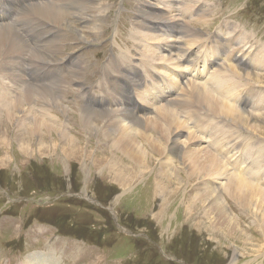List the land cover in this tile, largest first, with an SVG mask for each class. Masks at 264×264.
<instances>
[{"label": "rangeland", "instance_id": "374dc122", "mask_svg": "<svg viewBox=\"0 0 264 264\" xmlns=\"http://www.w3.org/2000/svg\"><path fill=\"white\" fill-rule=\"evenodd\" d=\"M63 1L37 3L62 5L79 31L73 33L51 24V35H43V46L46 45L43 48L47 50L44 52L51 54L55 50V61H58L48 62L39 68L41 79L46 80L35 81L36 77H32L27 66L25 83H21L18 77L13 80L9 77L11 72H16L13 69L22 71L14 64H6L8 73L5 71L3 75L0 74V82L11 89L13 96L10 100H15L18 94L27 90V82L34 87L37 84L47 88L56 85V90H59H55V106L38 95L30 103L31 114L28 113V118L22 119L17 113L15 118L23 122L7 117L8 110H11L9 106L2 107L0 111V264H28L31 258L34 264H38L40 255L50 257L47 259L50 264H264V230L256 222V216L245 210L246 214L232 200L227 201L226 217L231 227L234 223L238 228L237 231L229 232V228L222 224L223 220L220 221L219 216L209 210L211 205L203 198L205 187L208 186L204 184L203 187L199 182L188 181V185L177 195L162 197L155 190V178L158 179L160 173L169 170L167 165L172 163L183 174L186 172L184 167L179 166L177 157L159 159L155 155L154 160L148 162L150 167L144 166L142 159L135 162L134 167L113 149L114 139L108 141L106 138L104 123L99 122L97 129L85 127L82 123V113L86 109L91 108L99 113L106 109L91 104L87 95L90 93L102 97L108 92L107 88H102V84L108 82L107 69L111 62L117 63L122 55H134L139 64L144 56L142 52L147 48L178 45L187 50L193 49L197 57L195 61L198 62H194V67L191 64L186 66L185 63H168L180 76L177 84H182V87H178V94L174 90L172 96L169 91H165L166 100L183 96V89L188 86L189 79L203 85L220 66H238L241 73L264 74L263 67L248 65V59L253 61L264 49V0H170L168 3L161 0H79L78 8H70L68 0ZM182 1L188 3L186 8L194 9V13L199 12V15L183 18L180 12L181 7H184L181 6ZM30 6L20 10L17 23L11 26L22 24V16L36 15L34 12H29L32 15L26 13ZM15 9L17 7L13 11ZM77 12L82 15H76ZM149 13L170 19L173 22L172 33L166 34L164 27V34L150 30L158 37L151 40L148 37L150 32L142 28L146 24L144 16ZM4 16L3 12L2 19ZM200 17L201 21L198 22ZM191 20L197 22L195 26L202 41L187 47L183 35L178 34L181 30L176 32L174 28L176 24L184 26L185 22L190 23ZM46 31L47 28L43 32ZM241 32L244 39L241 37L239 40L238 34ZM34 35L38 38L37 33ZM189 38L186 35L184 40ZM169 40L173 41L167 42ZM213 40L215 44L211 43ZM25 42L32 50L30 54L35 52V44L29 40ZM213 45L217 46L219 54L211 49ZM161 49L158 54L168 57V52ZM4 52H1L2 55ZM206 52L211 53V56H204ZM173 53L179 57L178 52ZM235 55L241 58L245 56L246 60L237 59L236 62L233 58ZM26 56L27 60L31 59L28 63L34 61L32 55ZM22 57L19 56V59L22 60ZM81 68L83 70L78 71ZM163 73L160 75H165ZM155 74L160 77L159 73ZM169 77L171 75H166L168 80ZM241 85L243 92L247 87H253L258 92L255 94L263 97L264 103L263 83L243 80ZM161 89H165V86ZM136 96L140 97L139 90ZM238 99L240 101L241 97ZM136 101L138 107V103L146 104L141 99L136 98ZM150 104V110H154H146L141 115L144 119L156 118L155 107L159 106L156 101ZM252 106L247 107L246 111L256 116L264 114V104L259 105L257 110ZM106 111L114 112L111 108ZM130 111L133 109L130 108ZM38 117H45V121L53 123L54 132L47 134L46 130H36L35 118ZM187 121L191 125L194 122ZM253 124L261 125L258 118L254 119ZM260 128L255 135L232 127V133L226 135L231 137V142L229 139L224 146V161L231 172L236 173L233 168L237 162L235 160H241L242 169H247L251 164L252 159L242 148L246 142L257 148L264 147V125ZM32 131L37 133L34 135ZM184 131V128L178 131L180 136L176 138H179V145H187L190 149L210 146L207 135L201 136L202 141L189 143L188 133ZM133 132L146 133L139 125L134 126ZM152 136L155 137V134L149 133L143 143ZM71 140H76L79 150L69 145ZM143 143L140 145L143 146ZM234 152H238L239 156L235 157ZM243 157H247L246 162L242 160ZM263 168L257 174L262 188ZM208 181L210 186L218 189L226 183L225 178ZM127 182L128 186L125 187ZM222 197L220 202H226V193L223 192Z\"/></svg>", "mask_w": 264, "mask_h": 264}, {"label": "bare ground", "instance_id": "6f19581e", "mask_svg": "<svg viewBox=\"0 0 264 264\" xmlns=\"http://www.w3.org/2000/svg\"><path fill=\"white\" fill-rule=\"evenodd\" d=\"M44 1L45 0H29L28 2H25L23 0L22 2L20 0H0V57L2 58V60L0 61V74L3 75V73L6 71L7 65L9 66L10 64H14L16 67L19 66V70H21L22 68V71L13 69L16 72H11L9 76L12 77L13 80L18 77L21 80V83H25L24 75L26 74V66L30 71L32 77H36L35 81L46 80L41 79V71H39V68H43L44 65L48 62L58 63V61H55V50L51 54L48 52H44L47 50H44L43 48L46 47V45L43 46L45 43L43 35H49L51 33L49 32V28L53 25L61 27L63 29L66 28L67 30L73 31V33L75 31L79 32L77 30V27L70 21V14L68 13V11H65L63 7H61L62 5L60 6L55 3L37 4L47 3L51 0L46 2ZM161 1L167 3L168 1L170 2V0ZM68 2L70 8H78L77 6L80 5L79 0H68ZM32 4L36 5L32 6ZM28 5L31 6L26 9V13L34 12V14L36 13V15H28L27 17L22 16V24H14L13 26H11V24L17 21L20 10ZM183 5L184 7H181L180 9V12H182L181 16L183 18L199 15V12L194 13V9L186 8V5H188L187 2L185 3V1H182L181 6ZM16 7L17 9L13 11V9ZM3 12L5 16L2 19ZM83 14H86V12ZM76 15H78V12L76 13ZM13 17L16 18L13 19ZM201 17L198 18V22L201 21ZM144 18L146 19V24H143L144 26L142 25V28H146L149 32L150 30L160 31L158 33L161 34V32H163V27L166 30V34L172 31L173 22H171V20L166 17H156L153 13H149L146 14ZM193 21L194 20H191L190 23L185 22L184 26L182 24H176V28H174L176 32L181 30V32L178 34L183 35L182 39L183 42L187 44V47L197 44L198 41H202L198 33V28H196L195 26L197 22L194 23ZM51 24L53 25L51 26ZM201 24L205 25L204 22H201ZM45 28H47V31L43 32ZM35 33H37L38 38L35 37ZM203 33L206 35L205 31H203ZM186 35L187 38H190L184 40ZM144 37L147 36L145 35ZM148 37L151 40L158 39L155 32H150ZM241 37H243L244 39V35L242 34V32L238 34L239 40L241 39ZM25 40H29L33 44H35V47H33L35 48V52H33L32 54H30V51L32 52V50L25 42ZM171 41L173 40H169L167 42ZM211 43L215 44V41L213 40L211 41ZM177 46L172 45L164 47L161 45L159 48L157 46L154 48H147L146 50H144V52H142L144 56L139 61V64H137V59L134 55L131 57H124L122 55V57L118 58L119 60L117 59V63L111 62L107 69L108 78H106L108 79V82L107 84H104L105 86L102 84V88H107L108 92L106 91V93L102 95V97L92 95L90 93H88L87 95V98H90L91 104L95 103V105L103 108L105 107L106 109L105 111L99 113V111L97 112L96 110H90L91 108L88 107L90 109H86V111L82 113V123L85 127H89L91 129H97L96 127L99 122H101V124L104 123V132L106 138L108 139V141L110 140V138L114 139L113 143L110 141L113 144V149L120 152V155L127 158L134 167L135 162L139 161L140 159L144 161V166L148 167V162L150 163V160L153 161L155 155H157L159 159H171L172 157V159H176L177 157V159H179V166L182 168L184 167V169H186V172L185 174H183L182 172H180L179 168H174L172 163L167 165L169 167V170L160 173V177L157 176L158 179L155 178V190L158 191L162 197L167 198L171 195H177L178 192H180L184 187L188 185V181L190 183L193 181L195 183L199 182L201 186H203L204 184L208 186V188L205 187L204 192L206 194H204V197H202L206 198L205 200H207V202L209 201V204L211 205V208L209 210L214 211L216 216H219L220 221L223 220V223H221L225 225L226 228H229V232L237 231L238 229L234 226V223H232L233 227H231V224L226 217L228 206H226L225 204L227 203V201L230 202V200H232L240 209H243V212H245L246 210L247 212H249V214L256 216V222L261 227H263L264 230V188H262L263 185L261 186L260 184V177H257V174L261 172V169L264 166L262 165L264 147L259 146L257 148L253 146L254 144H247V142L245 143V141H243L246 144L242 147L243 151L247 156H249L250 159H252V162L249 166H247V169H242L241 166L243 163L241 162V160H235L237 162L233 165V168L234 170H236V173L231 172L228 164L225 163V151L223 152L224 146L231 138L226 137V135H230V133H232V127L243 129L256 135L257 133H259L258 130L261 129L260 127L264 125V114L256 116L254 115L255 113L246 111V108L250 105H254L255 109L257 110L259 105L264 104L262 102L263 97L261 98L259 95H256L255 93L258 92L253 87H247L245 92H243V86L241 85L243 83V80H247V82L250 83L255 82L257 84H264V74L252 75L243 72L241 73L238 66H220L221 68H219L215 72L213 71L210 78H208L209 81L206 79L208 82H206L205 80L204 84L200 85L196 84L197 82H191V79H189V84L187 82L188 86L183 89V96H177L176 99L174 98V96L172 99L166 100L164 99L165 91H169V94L172 96L174 90L176 94H178L177 90L182 87V84H177V79H179L180 76L175 73V70L172 69L173 67H170V65H181V63H185L186 66L191 64L194 67V62H198V60L195 61L197 57L194 55L193 49H189V51L185 48H182L183 46ZM168 47H171L172 50L168 49ZM212 47L211 49H214L216 54L220 53V51L216 49L217 46L213 45ZM159 49L166 50L165 52H168V57L158 54ZM3 51L6 52H4L2 55L1 52ZM175 51L179 53V57L175 56L176 53H173ZM24 52L25 54H22ZM22 55V60H20L19 56ZM26 55H32V59H34V61H30L28 63V60L31 59L27 60L25 58L27 57ZM204 56H211V53L206 52ZM233 58L235 59V61L237 59L241 61L246 60L245 56L241 58V56L235 55L233 56ZM168 63H170V65H168ZM239 63L241 64V62ZM233 65H236V63H234ZM248 65L249 67L253 65L255 67L257 65L256 67L264 68V49L261 50L259 56H257L253 61L250 62V60L248 59ZM161 68L164 70H162ZM81 70H83V68L78 71ZM156 72L159 73L160 77L155 74ZM160 73H163L165 75H162V77ZM166 75H171V77H169V80L166 78ZM152 81L154 85L152 84ZM27 83L29 84V82ZM28 84H25L28 88L24 93L18 94L15 100H10V98L12 99L13 96L11 94V89L7 88L6 85L0 82V111L2 107L9 106L11 110H8L9 113H7V117L23 122V120L15 118L16 114L18 113L19 115H21L20 117L22 119L28 118V113L30 112L31 114L30 103L32 101L34 102L35 98L38 95L42 96L44 101L48 102L51 106H55L57 104L55 99L57 96V93L55 92V90L57 89L56 85L52 86V88H47L46 86L42 87L38 84L35 85V87ZM163 86H165V89L162 90L161 88ZM138 90L140 97L136 96V91ZM133 91H135L134 97L132 96L134 93ZM60 93L61 95H63L62 89ZM239 97H241L240 101L238 99ZM136 98L137 100L141 99L146 104L142 105L138 103L140 105L138 107ZM121 100H124V102H122ZM151 101H156L158 104L157 106H159L155 107L156 118L154 119L149 117L144 119L141 115L145 113L146 110H154H150V108L152 107L150 104ZM160 102L163 105H161ZM88 105L91 106L89 104V101ZM147 107H149V109ZM240 107H242L243 109L241 110ZM107 108H111L114 112H107ZM130 108L133 109V111H130ZM44 118L45 117L35 118L34 127L39 131L46 130L47 134L53 133L55 130L54 124L45 121ZM255 118H258L260 120L261 125L259 124L257 126L253 124ZM187 119L189 120V122L190 120H193L194 124L192 123L191 125V123H188ZM16 123L18 124V122ZM187 123L189 125H187ZM135 125H139L140 127H142L143 130L146 131V133L138 134L137 132H133ZM183 128L188 133L187 141L189 143L193 141H202L203 138H201V136L207 135V140L210 142V146L190 149V147H188L187 145H179V138L176 137L180 136L178 131ZM148 132H153L156 138L153 136L151 138L149 137L148 141L144 144L143 141L148 137ZM32 133L35 135L37 132L34 133L32 131ZM113 134L115 135V137H112ZM232 141H234L233 138ZM141 143H143V146L145 147L141 146ZM233 144H235V142ZM241 144H239L238 146H241ZM69 145L79 150L76 140H71L69 142ZM228 150L229 149L227 148L226 151L228 152ZM149 152H152L153 155H150ZM236 156H239L238 152L235 153V157ZM246 158L243 157L242 160L246 162ZM2 165H4V163H2ZM221 178L226 179V183H224L223 187H221L222 189H218L216 188V186L214 188L209 185L208 179L212 181L213 179L218 180ZM175 183H177V185ZM174 185H176V187ZM127 186L128 182L126 183L125 187ZM222 191L226 193V196L228 197L226 202L223 201V203L220 202V199L224 198L222 197ZM247 212L245 213L247 214ZM40 256L41 258L38 259L40 260V263H38L37 261L38 264H50V262L47 260L51 259L50 257H43L42 255ZM34 263L35 261L33 260V258H31L28 264Z\"/></svg>", "mask_w": 264, "mask_h": 264}]
</instances>
